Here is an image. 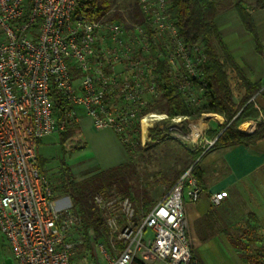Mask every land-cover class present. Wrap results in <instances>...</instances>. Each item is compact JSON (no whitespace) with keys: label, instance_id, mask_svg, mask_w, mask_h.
<instances>
[{"label":"built area","instance_id":"2783aa9c","mask_svg":"<svg viewBox=\"0 0 264 264\" xmlns=\"http://www.w3.org/2000/svg\"><path fill=\"white\" fill-rule=\"evenodd\" d=\"M84 2L0 0V237L16 264H201L191 254L184 207V196L196 201L202 192L191 167L146 213L115 187L96 192L104 234L82 255L75 250L84 240L79 217L56 206L38 168L37 141L77 126L81 110L130 149L144 143V121L169 120V135L192 149L208 150L216 139L195 132L189 116L153 109L158 64L188 108L200 107L209 93L207 57L199 43L179 37L169 0H133L142 14L134 22L131 8L120 9L121 20L109 12L89 19ZM52 91L64 103L60 113ZM222 198L221 191L211 195L214 204ZM257 263L264 264V240Z\"/></svg>","mask_w":264,"mask_h":264},{"label":"crops","instance_id":"0c3cea01","mask_svg":"<svg viewBox=\"0 0 264 264\" xmlns=\"http://www.w3.org/2000/svg\"><path fill=\"white\" fill-rule=\"evenodd\" d=\"M236 1L217 11L214 23L237 69L251 84H259L250 99L255 111L239 127L240 131L251 132L257 123L264 122V7L241 0V5L254 23L259 51L253 35L245 29L233 6ZM225 63L229 75L238 83L239 93L245 95L246 90L238 82L236 70ZM208 116L219 119H209L204 125L206 132H220L224 118L218 113ZM79 121L85 123L87 129H93L95 134L92 141L96 145L104 143L116 153V161L105 169L128 161L126 147L112 129L98 130L82 110ZM76 131L77 134L80 131L79 122ZM211 138L214 137L206 134L205 139ZM74 152V155L81 154L79 148ZM96 164L97 161L93 165ZM197 166L202 192L196 201L184 196L192 257L201 264H258L260 245L264 240V137L249 145L237 144L211 150L199 160ZM78 167L88 172L86 163H79ZM220 191L223 198L214 204L211 195ZM252 229L255 236H248L247 231L252 232Z\"/></svg>","mask_w":264,"mask_h":264},{"label":"trees","instance_id":"16d2710c","mask_svg":"<svg viewBox=\"0 0 264 264\" xmlns=\"http://www.w3.org/2000/svg\"><path fill=\"white\" fill-rule=\"evenodd\" d=\"M119 1L85 0L84 3L87 6L86 15L89 19H99L110 9H114L109 18L121 20L123 16L120 9L131 8L133 10L128 11V17L133 19V22L142 21V14L136 8L135 3H129L126 8H123L120 6ZM241 4V0H237L233 6L236 8L245 29L253 35L256 47L260 51L254 23L249 13ZM230 5L231 2L226 4L223 0H169V15L177 29L179 37L188 45L199 43L207 57L203 73H205L209 93L206 95L205 101L200 107L194 109L188 108L180 93L177 91V88L171 85L164 75L162 64H158L155 69V75L159 90L157 101L161 104V111L165 112L169 118L174 116H189L195 118L200 116L201 113H218L224 118V121L220 132H207L209 137H215L216 139L206 152L201 153L199 149L189 150L190 162L178 173L172 182L168 183L166 190L189 167H191L193 174L197 177L198 183L200 184V170L197 165L199 160L207 152L237 144H253L264 137V122L257 123L251 132L244 133L238 129L243 122L252 117L255 111L250 99L253 93L259 88V84H251L243 73L237 69L227 53L220 33L215 26L214 18L217 11ZM255 6L264 7V0H255ZM219 50L221 51L220 54ZM225 62L229 63L236 70V74L241 79L246 90L243 99L238 104H235L232 100L227 81ZM51 99L54 103L55 111L60 113L64 103L59 100L58 93L52 91ZM72 130L73 128L60 133V139H65ZM40 141H37V145L40 144ZM124 146L129 155L130 148L126 144ZM127 162L113 168L99 170L79 181L72 175L70 167L62 164L61 178L66 182L65 186L67 188L65 193L69 195L73 210L79 217V224H81L79 232L84 239L83 243L75 248L77 254L82 255L92 252L94 243L104 234L103 218L92 201V196L96 192H108L109 189L115 187L121 194L127 195L131 199L137 212L146 213L155 205L156 202H152L146 193H142L140 196L137 193L134 196L131 195V189L127 182L129 178V166ZM45 163V160L41 159L37 152V165L42 173ZM255 228L256 221L254 218L253 229ZM247 232L248 236H255L256 234L255 230Z\"/></svg>","mask_w":264,"mask_h":264},{"label":"rangeland","instance_id":"374dc122","mask_svg":"<svg viewBox=\"0 0 264 264\" xmlns=\"http://www.w3.org/2000/svg\"><path fill=\"white\" fill-rule=\"evenodd\" d=\"M223 1L229 4L235 0ZM246 1L255 5V0ZM119 2L120 6L126 8L133 0H120ZM113 11L114 9H110L108 11L109 15L113 13ZM220 53L221 51L219 50V54ZM226 75L232 100L235 104H238L241 102L244 95L239 93L237 89L238 85H236L238 83L229 75L227 69ZM237 78L238 82L242 84L241 79L238 76ZM157 99L158 96L154 99L155 104L153 105V109H155L156 113H161V104ZM198 117H189L193 129L194 126L197 125L196 121ZM207 119L218 120L219 118L208 116L205 120H200L201 124L197 125V130L199 132H204L205 138L207 132L206 130L204 131V125ZM168 121L169 120H166L165 123L156 121L152 125H147L146 139L144 140L143 136H140L143 138L144 143L138 142L135 147L129 150V160L127 162L129 166V178L127 182L131 189V195L134 196L137 193L140 196L142 193H146L149 199L154 203L164 193L168 183L172 182L191 160L188 154L189 150H192L191 143L186 144L176 138H172V136L169 135L170 130ZM75 127H73L72 132H69L65 139H60L58 133H52L42 138L40 144L37 145L39 156L46 162L42 170L53 186L54 199L58 208L73 209L72 201L69 195L65 193L67 189L65 186L66 182L61 178L62 164L69 166L72 175L79 181L88 177L89 173L93 174L97 172L98 169L103 170L107 168L117 159L116 153L113 152L111 147L104 143L96 145L95 142L92 141L95 134L92 128L87 129L85 123L83 124V122L79 121L80 131L77 134L76 129H74ZM188 130L189 128L183 129L184 132ZM141 134L143 135L142 131ZM77 148L81 151L80 155L73 154ZM196 149L201 150V153H203L206 151V145L197 147ZM95 161H97V164L94 166L93 164H95ZM83 162L87 164L88 172L78 167V164ZM110 190L111 189H109L108 192H104L109 193ZM0 264H16L8 244L2 237H0Z\"/></svg>","mask_w":264,"mask_h":264},{"label":"bare ground","instance_id":"6f19581e","mask_svg":"<svg viewBox=\"0 0 264 264\" xmlns=\"http://www.w3.org/2000/svg\"><path fill=\"white\" fill-rule=\"evenodd\" d=\"M196 124L198 125V124H201V121L198 119L197 121H196ZM147 122L146 121H144L143 123H142V132H143V135L141 134V136H143V138H144V140L146 139L145 137H146V127H147ZM197 125H195L194 126V131L195 132H197L198 130H197ZM143 138H142V140H143ZM143 140V141H144Z\"/></svg>","mask_w":264,"mask_h":264}]
</instances>
